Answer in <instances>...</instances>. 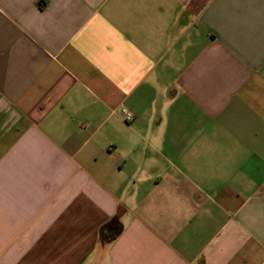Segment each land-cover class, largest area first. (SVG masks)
Segmentation results:
<instances>
[{
    "label": "crops",
    "instance_id": "0c3cea01",
    "mask_svg": "<svg viewBox=\"0 0 264 264\" xmlns=\"http://www.w3.org/2000/svg\"><path fill=\"white\" fill-rule=\"evenodd\" d=\"M0 264H264V0H0Z\"/></svg>",
    "mask_w": 264,
    "mask_h": 264
},
{
    "label": "trees",
    "instance_id": "16d2710c",
    "mask_svg": "<svg viewBox=\"0 0 264 264\" xmlns=\"http://www.w3.org/2000/svg\"><path fill=\"white\" fill-rule=\"evenodd\" d=\"M119 231L117 229L112 228L110 232L104 234V240L111 241L114 240L115 237L118 235Z\"/></svg>",
    "mask_w": 264,
    "mask_h": 264
},
{
    "label": "built area",
    "instance_id": "2783aa9c",
    "mask_svg": "<svg viewBox=\"0 0 264 264\" xmlns=\"http://www.w3.org/2000/svg\"><path fill=\"white\" fill-rule=\"evenodd\" d=\"M123 115H124L125 120H126L127 122H132L133 119H134V116H133L131 113L127 112V111H124V112H123Z\"/></svg>",
    "mask_w": 264,
    "mask_h": 264
}]
</instances>
